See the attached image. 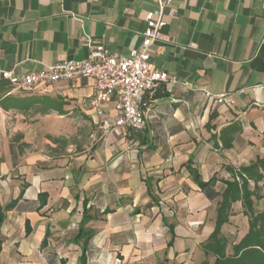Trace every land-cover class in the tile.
Returning a JSON list of instances; mask_svg holds the SVG:
<instances>
[{
    "label": "crops",
    "instance_id": "0c3cea01",
    "mask_svg": "<svg viewBox=\"0 0 264 264\" xmlns=\"http://www.w3.org/2000/svg\"><path fill=\"white\" fill-rule=\"evenodd\" d=\"M173 3L178 14L164 15L150 66L176 83L146 99L145 128L136 131L115 127L116 98L98 114L92 80L22 94L2 72L83 61L91 44L128 56L142 45L157 0H0V90L53 106L44 115L0 106V203L23 191L1 228L0 264L207 259L202 246L214 232L218 200L205 196L192 170L204 182L231 180L226 167L264 158V0ZM233 210L223 231L239 219L241 240L248 219L240 202ZM83 232L92 237L86 251Z\"/></svg>",
    "mask_w": 264,
    "mask_h": 264
},
{
    "label": "built area",
    "instance_id": "2783aa9c",
    "mask_svg": "<svg viewBox=\"0 0 264 264\" xmlns=\"http://www.w3.org/2000/svg\"><path fill=\"white\" fill-rule=\"evenodd\" d=\"M167 12L171 16L178 14L173 0H157V9L146 15L147 28L142 45L128 56H118L104 45L91 44V54L86 60L60 62L46 66L40 72L21 76L5 71L2 77L10 86L24 93H35L61 82L92 80L94 104L99 115L103 113L102 105L116 98L120 116L115 127L143 130L146 99L153 96L162 84L176 83L167 72L153 70L150 66V50L155 42L162 39V31L167 24L164 15ZM224 100V95L217 96L218 103Z\"/></svg>",
    "mask_w": 264,
    "mask_h": 264
},
{
    "label": "trees",
    "instance_id": "16d2710c",
    "mask_svg": "<svg viewBox=\"0 0 264 264\" xmlns=\"http://www.w3.org/2000/svg\"><path fill=\"white\" fill-rule=\"evenodd\" d=\"M10 92V88L0 90V106L5 111L15 109L27 112L36 108L44 115L53 109V106L45 99L36 96L15 97L9 95ZM21 93L34 94L22 91ZM39 103H42V106H38ZM238 131L235 130V132ZM225 147L230 148L231 143L225 144ZM226 170L231 174V180L213 178L209 182L202 181L197 171L192 170L196 176V182L205 196L210 201L218 200L214 232L202 246L207 259L200 264H264V158H258L247 167L236 170L228 166ZM22 195L23 191L20 198ZM40 197L45 203L47 196L44 194ZM20 198L6 207L0 203V253L3 244L2 225L7 213L17 206ZM239 202L242 204L243 216L248 219V232L240 241H235L230 239L223 228L229 224L230 218L234 215L233 206ZM82 234L86 238L84 246L86 251L92 237L88 232ZM80 264H86L85 256Z\"/></svg>",
    "mask_w": 264,
    "mask_h": 264
},
{
    "label": "rangeland",
    "instance_id": "374dc122",
    "mask_svg": "<svg viewBox=\"0 0 264 264\" xmlns=\"http://www.w3.org/2000/svg\"><path fill=\"white\" fill-rule=\"evenodd\" d=\"M15 92L21 93L20 90H15ZM45 151L47 152L48 150H45ZM3 179L4 177L1 180ZM244 232H245V224L241 222L239 219H237V220H234L232 227L228 228L227 233L230 236L231 240L234 239L235 241H239L240 238L243 236Z\"/></svg>",
    "mask_w": 264,
    "mask_h": 264
}]
</instances>
